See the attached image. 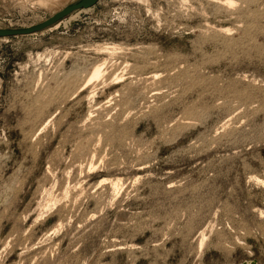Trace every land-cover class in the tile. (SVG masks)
Listing matches in <instances>:
<instances>
[{
    "label": "rangeland",
    "instance_id": "rangeland-1",
    "mask_svg": "<svg viewBox=\"0 0 264 264\" xmlns=\"http://www.w3.org/2000/svg\"><path fill=\"white\" fill-rule=\"evenodd\" d=\"M76 1L0 0V28ZM248 260L264 264V0H97L0 37V264Z\"/></svg>",
    "mask_w": 264,
    "mask_h": 264
},
{
    "label": "water",
    "instance_id": "water-1",
    "mask_svg": "<svg viewBox=\"0 0 264 264\" xmlns=\"http://www.w3.org/2000/svg\"><path fill=\"white\" fill-rule=\"evenodd\" d=\"M96 2L97 0H78L74 3L64 6L57 12L53 13L46 19L36 24L21 28H0V37L17 35V34H28V33L40 31L42 29L48 28L49 26L53 25L54 23H56L58 20L65 17L66 15L80 9L88 8L93 4H95ZM241 264H257V263L255 260H248L242 262Z\"/></svg>",
    "mask_w": 264,
    "mask_h": 264
},
{
    "label": "bare ground",
    "instance_id": "bare-ground-1",
    "mask_svg": "<svg viewBox=\"0 0 264 264\" xmlns=\"http://www.w3.org/2000/svg\"><path fill=\"white\" fill-rule=\"evenodd\" d=\"M99 70H95V72L93 73V76L92 77H97L98 76V74H99ZM157 94V93H156Z\"/></svg>",
    "mask_w": 264,
    "mask_h": 264
}]
</instances>
